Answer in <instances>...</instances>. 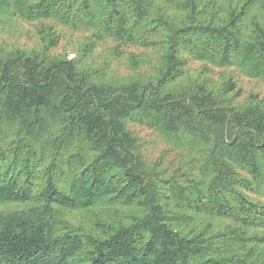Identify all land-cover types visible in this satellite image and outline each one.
I'll list each match as a JSON object with an SVG mask.
<instances>
[{
	"label": "trees",
	"instance_id": "trees-1",
	"mask_svg": "<svg viewBox=\"0 0 264 264\" xmlns=\"http://www.w3.org/2000/svg\"><path fill=\"white\" fill-rule=\"evenodd\" d=\"M241 78L264 0H0V264H264Z\"/></svg>",
	"mask_w": 264,
	"mask_h": 264
},
{
	"label": "rangeland",
	"instance_id": "rangeland-1",
	"mask_svg": "<svg viewBox=\"0 0 264 264\" xmlns=\"http://www.w3.org/2000/svg\"><path fill=\"white\" fill-rule=\"evenodd\" d=\"M17 27H19V26H17ZM25 27H27V26H25V25H23L22 26V28H20V30L24 33V31L26 30V28ZM20 34V33H19ZM18 35V34H17ZM24 34H22V36H23ZM78 36H79V34L78 33H75V35L73 36V39H75V40H78L79 38H78ZM32 41V40H31ZM20 42L21 43H25V44H30V40L29 39H27V37L26 36H23L22 38H20ZM69 55V57H72L73 56V53H69L68 54ZM220 72H222V71H215V77L216 78H218V73H220ZM233 73L234 74H236V75H238V73L236 72V71H233ZM239 76V75H238ZM241 85H242V87L245 89V90H248V89H252V88H255L256 90H259V91H261V92H263L264 93V85L263 84H261L260 82H257V81H255V80H248V79H244V78H241ZM14 207V205H10L9 206V208H13ZM67 219H68V221H71L72 223H73V225H77V224H81L82 223V227H84V228H87V229H90L89 228V226H88V222H90L93 218H89L88 216H86V215H84V216H82L80 213H74V212H72V213H68V215H66L65 216ZM91 219V220H90ZM217 222H214V224H216ZM214 224H212V225H214ZM94 227V229L96 230V231H98L99 229L97 228V227H95V226H93ZM92 230H94L93 228H91Z\"/></svg>",
	"mask_w": 264,
	"mask_h": 264
}]
</instances>
